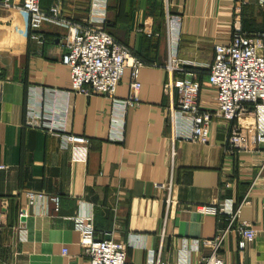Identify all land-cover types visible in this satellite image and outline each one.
<instances>
[{"label":"crops","instance_id":"crops-1","mask_svg":"<svg viewBox=\"0 0 264 264\" xmlns=\"http://www.w3.org/2000/svg\"><path fill=\"white\" fill-rule=\"evenodd\" d=\"M53 1L40 0V7ZM90 1L63 0L64 17L80 22ZM156 1L107 0V32L146 63L139 70V104L123 113L129 68L113 99L67 97L69 70L61 64L66 29L44 23L39 44L28 35L21 0H0V264H87L67 219L90 213L95 237L122 242L129 263L147 264L152 252L158 264H181L185 246L184 264H201L210 250H192V240L213 238L223 223L195 208L225 199L239 202L250 188L263 146L225 155L232 123L220 118L212 119L206 145L171 142L163 110L169 104L164 94L168 59L193 70L205 89L214 45L230 40L236 10L245 30L263 28L257 0H162L160 8ZM168 15L181 21H168ZM42 88L59 91L57 108L70 107L68 132L89 140L88 145L62 149L58 137L26 123V109ZM254 124L252 112L237 122L244 133ZM262 188L256 180L249 205L241 210V220L252 224L256 237L240 254L236 237L228 235L219 250L228 264H264ZM27 191L57 196L58 212L47 199L30 203ZM22 208L25 216L18 218Z\"/></svg>","mask_w":264,"mask_h":264},{"label":"built area","instance_id":"built-area-1","mask_svg":"<svg viewBox=\"0 0 264 264\" xmlns=\"http://www.w3.org/2000/svg\"><path fill=\"white\" fill-rule=\"evenodd\" d=\"M106 4L107 0H91L88 15L77 23L64 17L63 0H54L47 8L40 7V0H21L20 9L27 16L30 39L39 44L43 42L40 30L44 23L66 29L61 64L69 70V87L65 91L67 97L78 94L113 99L125 69L129 68V92L121 102L124 113L139 104L138 76L145 63L107 32ZM257 4L264 16V0H257ZM235 17L230 40L213 48V60L208 67L205 84L210 97H205L207 91L199 83L197 75L193 70L186 69L183 62L170 57L165 65L169 77L164 84V94L169 98V104L163 110V118L165 137L171 142L183 140L206 145L210 142L212 119L220 118L232 123L224 146L225 155L236 156L249 152L252 146H263V160L250 188L239 202L225 199L210 206L195 208L197 213L212 215L223 223L213 238L192 240V250L198 251L201 246L210 250L201 264H228L219 256L228 235L236 237L237 251L240 254L244 252L247 244L255 239L256 231L250 222L241 220V210L249 205V193L258 179L262 181L264 195V25L259 31L244 32L240 11L236 10ZM167 19L175 23L181 21L178 15H168ZM174 73H179L180 77L175 78ZM58 92L40 89L36 102L26 109V123L33 129L58 137L62 149L88 145L89 140L68 132L70 107L67 104L64 108H57ZM250 112L254 114L255 124L244 133L237 122ZM0 169H4V166H0ZM158 187L165 188L164 185ZM25 198L32 204L47 199L53 211L58 212L57 196L27 191ZM24 216L25 209L22 208L18 218ZM67 220L77 232L78 244L87 257V264H132L127 261L126 246L122 242L95 237L91 213ZM62 253L66 254V250H62ZM179 258L181 264L186 263L185 246ZM147 264H158L152 252L148 253Z\"/></svg>","mask_w":264,"mask_h":264},{"label":"trees","instance_id":"trees-1","mask_svg":"<svg viewBox=\"0 0 264 264\" xmlns=\"http://www.w3.org/2000/svg\"><path fill=\"white\" fill-rule=\"evenodd\" d=\"M156 5H157V7L158 8H160L161 7V5H162V0H157L156 1ZM241 28H242V31H244V32H248V33H251V31H247V30H245L243 27H242V25H241ZM253 32V31H252ZM109 33V32H108ZM110 34V33H109ZM111 35V34H110ZM115 38V37H114ZM116 39V38H115ZM138 57V56H137ZM139 58V57H138ZM140 60H141V58H139ZM143 63H145L143 60H141ZM146 64V63H145Z\"/></svg>","mask_w":264,"mask_h":264}]
</instances>
